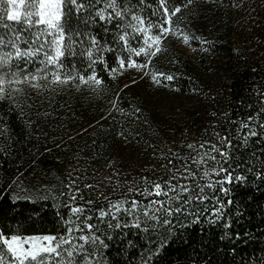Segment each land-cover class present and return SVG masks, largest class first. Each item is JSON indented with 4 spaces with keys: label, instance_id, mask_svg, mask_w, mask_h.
<instances>
[{
    "label": "trees",
    "instance_id": "16d2710c",
    "mask_svg": "<svg viewBox=\"0 0 264 264\" xmlns=\"http://www.w3.org/2000/svg\"><path fill=\"white\" fill-rule=\"evenodd\" d=\"M235 2L241 6L233 7V0H193L182 7L173 27L189 35L188 43L178 33L166 38L144 72L129 69L113 79L97 65L104 81L100 91L84 85L52 88L40 81V89L25 84L15 103L0 100V229L19 226L23 234H56L61 230L57 212L67 217L65 186L72 181L80 189L76 195L84 197L77 203L92 200L105 207L103 197L114 202L141 176L161 175L162 152L186 153L185 145L210 137L213 125L223 135L232 127L229 120L259 109L255 89L264 91V0ZM77 19L73 12L69 23L75 27ZM4 23L6 16L0 14V34ZM113 59L109 53V65ZM71 63L83 67L79 56L65 60ZM154 72L174 78L158 77L161 83L155 84ZM232 139L233 159L241 164L234 171L246 181L233 180L225 185L227 194L217 192L224 201L222 214H209L213 202L207 201L199 206V219L173 218L170 233L163 227L149 233L125 229L106 250L107 264H141L150 249L151 264H264V179L247 170L260 167L264 143L254 138L242 148L236 136ZM253 152L259 159L250 158ZM14 179L19 188L5 191ZM12 192L31 199L13 201Z\"/></svg>",
    "mask_w": 264,
    "mask_h": 264
},
{
    "label": "snow or ice",
    "instance_id": "6c2138e0",
    "mask_svg": "<svg viewBox=\"0 0 264 264\" xmlns=\"http://www.w3.org/2000/svg\"><path fill=\"white\" fill-rule=\"evenodd\" d=\"M0 3L6 4L7 21L3 24L6 31L0 34V100L13 103L25 84L40 89V81L52 88L84 85L100 91L104 81L97 74V65L113 79L117 73L129 69L144 72L162 51L166 38L178 33L184 43L190 39L179 28L174 29L173 18L182 7L192 5L193 0H186L184 5L179 0H0ZM232 6L241 4L233 0ZM73 12L78 17L75 27L69 23ZM109 53L114 56L112 65L107 60ZM77 56L81 58L82 68L75 63L65 64L69 57L74 60ZM158 77L168 81L174 78L154 72L153 83H161ZM255 91L259 109L243 119L229 120L232 127L226 128L223 135L213 125L210 137L185 145L186 153L171 149L167 154L162 152L165 163L159 165L164 170L161 175L156 179L141 176L139 184L133 181L128 185L125 181L127 192L114 202L103 197L105 207H97L92 200L77 203L84 200L82 195H76L80 189L74 187L75 181L66 185L69 190L67 217L57 212L61 224L58 233L23 234L19 226L15 231L0 229V264H107L106 250L114 239L124 237L125 229L149 233L163 227L170 233L173 218L183 214L185 219L192 215L199 219V206L207 201L213 202L209 214L221 215L224 201L217 192L227 194L225 185L233 180L246 181L242 172L234 171L241 164L233 159V135L242 148H247L254 138L264 143V91ZM115 95L119 97V93ZM109 103L118 109L115 100ZM250 158L259 159L254 152ZM247 170L264 179V160L259 168L250 165ZM13 185L19 188L14 179L5 191ZM26 191L20 189L21 193ZM11 198L13 201L31 199L16 192H12ZM203 211L209 212V209ZM166 241L167 236L160 246ZM120 242L123 244L122 239ZM132 243L127 240L129 246ZM153 249L157 253L160 250L155 245ZM153 255L150 249L146 257H141V264H151Z\"/></svg>",
    "mask_w": 264,
    "mask_h": 264
},
{
    "label": "rangeland",
    "instance_id": "374dc122",
    "mask_svg": "<svg viewBox=\"0 0 264 264\" xmlns=\"http://www.w3.org/2000/svg\"><path fill=\"white\" fill-rule=\"evenodd\" d=\"M5 7H6V4L0 3V14H5V11H4ZM5 16H6V14H5Z\"/></svg>",
    "mask_w": 264,
    "mask_h": 264
}]
</instances>
